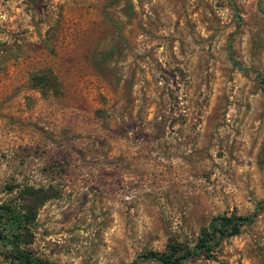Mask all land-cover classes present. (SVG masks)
I'll return each instance as SVG.
<instances>
[{
	"label": "rangeland",
	"instance_id": "rangeland-1",
	"mask_svg": "<svg viewBox=\"0 0 264 264\" xmlns=\"http://www.w3.org/2000/svg\"><path fill=\"white\" fill-rule=\"evenodd\" d=\"M263 77L264 0H0V206L29 225L8 237L42 264H161L253 213L181 264H264Z\"/></svg>",
	"mask_w": 264,
	"mask_h": 264
},
{
	"label": "trees",
	"instance_id": "trees-1",
	"mask_svg": "<svg viewBox=\"0 0 264 264\" xmlns=\"http://www.w3.org/2000/svg\"><path fill=\"white\" fill-rule=\"evenodd\" d=\"M262 80H264V77ZM0 210L7 213L10 216V222L14 223V225H10L9 229L7 230L5 227L0 225V241L9 244L13 256L17 258L20 264H42L40 261L29 258L27 253L19 247L16 241L8 237V234H10L16 238L19 232H22L29 226L28 219H26L25 214L19 215V212H14L9 208L1 206ZM253 217V213L249 216H215L210 220L201 236L198 237V240L193 245L187 246L180 243L168 244L166 248L160 252L148 251L144 255V258L156 260L161 264H181L183 261L189 260L198 255H206L211 251V248L218 243L219 240H221L224 236L238 233L239 229L243 225L249 224ZM130 264H135V261H131Z\"/></svg>",
	"mask_w": 264,
	"mask_h": 264
}]
</instances>
